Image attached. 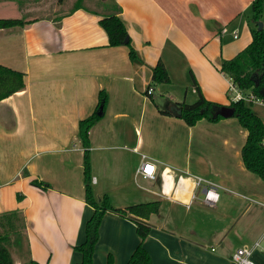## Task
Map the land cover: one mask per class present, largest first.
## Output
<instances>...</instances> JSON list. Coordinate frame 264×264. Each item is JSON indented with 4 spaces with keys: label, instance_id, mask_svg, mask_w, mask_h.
I'll return each instance as SVG.
<instances>
[{
    "label": "crops",
    "instance_id": "crops-1",
    "mask_svg": "<svg viewBox=\"0 0 264 264\" xmlns=\"http://www.w3.org/2000/svg\"><path fill=\"white\" fill-rule=\"evenodd\" d=\"M253 1L0 0V18L26 21L0 29V63L25 80L23 90L0 101V220L18 209L26 217L25 252L16 264L81 261L74 247L85 240L93 209L85 199L79 122L101 107L89 132L93 190L120 208L161 202L144 241L152 264H233L236 249L258 240L264 246V177L246 163L249 129L234 116L188 125L161 111L197 100L189 102L198 95L192 73L207 99L230 106L235 91L220 67L252 41ZM117 7L138 60L129 46H110L100 24ZM159 60L172 88L152 83ZM180 78L186 87L179 91ZM255 107L264 119V104ZM144 160L155 165L154 178L136 174ZM208 185L219 194L213 205L205 199ZM139 243L136 223L109 211L94 264H108L110 256L112 264H127ZM252 258L264 264V251Z\"/></svg>",
    "mask_w": 264,
    "mask_h": 264
},
{
    "label": "trees",
    "instance_id": "trees-1",
    "mask_svg": "<svg viewBox=\"0 0 264 264\" xmlns=\"http://www.w3.org/2000/svg\"><path fill=\"white\" fill-rule=\"evenodd\" d=\"M121 8L117 7V13L103 17L100 20L101 26L108 33L109 45L119 46L127 45L130 49V58L138 60L139 55L133 46L128 34V30L123 18L120 15ZM264 0H254L251 5V15L249 19L252 32V41L235 56L224 59L220 70L227 75L231 81L246 95L252 94L264 102V25L259 28V22L263 21ZM26 23L21 18H0V29L14 26H22ZM128 38L127 43L125 40ZM193 84L197 87L198 98L193 103L180 102L182 108L181 118L188 125H195L197 121L206 117L210 120L220 118L219 110L224 106L219 102L207 99L202 93L201 87L192 73ZM171 77L165 63L159 60L153 68L152 83L162 84L170 83ZM25 88L24 73L0 63V101ZM106 94L101 97V104L104 105ZM252 100L240 99L231 102L230 107L234 108V117H237L241 124L250 131L248 144L245 147L244 154L248 167L257 170L264 177V119L255 107ZM163 113L171 114L162 109ZM97 113L92 116L81 119L79 122V138L85 149L84 155V185L85 199L92 207L93 212L86 220L84 231L85 240L75 245V249L80 251L82 259L76 264H94V254L96 245L100 236V226L102 219L107 212H116L130 220L137 226V233L140 237V243L132 252L127 264H152L150 252L144 246V241L152 230L149 223L151 214L158 213L161 202L149 201L132 204L126 208L114 206L107 194L100 199L96 198L92 182V167L90 159V136L89 132L97 121ZM31 183L35 186L48 190L52 187L51 183L32 179ZM23 194L18 193V199L23 198ZM2 218L9 224V229L4 234H0V264H16L8 248L10 232L23 236L26 227V217L22 212L14 210L3 213ZM24 264H42L34 259L26 261ZM108 264H112V258L109 257Z\"/></svg>",
    "mask_w": 264,
    "mask_h": 264
},
{
    "label": "built area",
    "instance_id": "built-area-1",
    "mask_svg": "<svg viewBox=\"0 0 264 264\" xmlns=\"http://www.w3.org/2000/svg\"><path fill=\"white\" fill-rule=\"evenodd\" d=\"M231 88L235 91L234 100L246 99L252 100L255 103L264 104V102L254 95L244 94L233 82L231 84ZM153 87H149L148 93L153 92ZM264 143V139H263ZM145 158V156H143ZM155 165L150 163L149 161L144 160L139 168L136 171L138 176H142L144 178H154L155 177ZM203 179H199V183H202ZM211 186V187H210ZM205 199L211 205H213V201L217 200L219 194L212 188V185H208L205 187ZM261 248L264 251V246L261 243V240H258L252 246H244L236 249L232 255L233 264H257L252 256L256 249Z\"/></svg>",
    "mask_w": 264,
    "mask_h": 264
},
{
    "label": "rangeland",
    "instance_id": "rangeland-1",
    "mask_svg": "<svg viewBox=\"0 0 264 264\" xmlns=\"http://www.w3.org/2000/svg\"><path fill=\"white\" fill-rule=\"evenodd\" d=\"M263 19H264V16H263ZM171 83H172V81L170 83H166L167 88L173 87L172 85H170ZM176 83H178L177 90H179V91L182 89L185 90L186 85L183 83L182 78L178 79L176 81ZM189 87L191 88V86H189ZM192 98L193 97H191V99H189L190 100L189 102H193L194 100H196L198 98V95H197V97H194L193 99ZM200 197L204 198V195L200 194ZM181 213H185V212L182 210ZM8 230L10 231L7 222L5 220L1 219L0 220V234H4ZM18 240H19V242H18ZM7 245L9 247V249L11 250V252L13 253V257H14L15 262H16L15 257L19 258L20 255L22 256V254H24V252H25L23 237L21 235L14 233L13 231L10 232V240L8 241Z\"/></svg>",
    "mask_w": 264,
    "mask_h": 264
},
{
    "label": "water",
    "instance_id": "water-1",
    "mask_svg": "<svg viewBox=\"0 0 264 264\" xmlns=\"http://www.w3.org/2000/svg\"><path fill=\"white\" fill-rule=\"evenodd\" d=\"M264 25L263 21L259 22V28H262ZM128 38L125 40V43H127ZM166 109L177 116H181L182 115V108L180 106H178L176 103H169L166 107ZM102 107L101 109L98 111V115L102 114ZM219 114L224 116V117H231L234 115V108L230 107V106H223L220 110H219Z\"/></svg>",
    "mask_w": 264,
    "mask_h": 264
}]
</instances>
